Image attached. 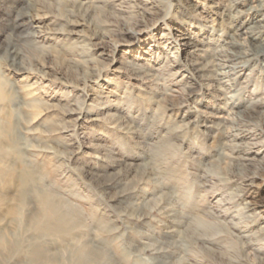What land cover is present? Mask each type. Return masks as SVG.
<instances>
[{
	"label": "rangeland",
	"instance_id": "obj_1",
	"mask_svg": "<svg viewBox=\"0 0 264 264\" xmlns=\"http://www.w3.org/2000/svg\"><path fill=\"white\" fill-rule=\"evenodd\" d=\"M80 1L0 0V84L10 95L0 99V264H37L33 243L38 264H79L86 245L104 254L85 264H223L212 250L243 264L244 243L264 251V32L240 35L264 25V9L249 10L264 0H130L136 7L122 13L110 1L86 13ZM240 10L249 13L241 30ZM122 23L139 38L96 40ZM250 47L254 60L213 66L220 81L194 68ZM252 106L253 125H243ZM45 191L73 219L64 235L34 231ZM211 224L221 232L203 231L204 244L186 230Z\"/></svg>",
	"mask_w": 264,
	"mask_h": 264
},
{
	"label": "bare ground",
	"instance_id": "obj_2",
	"mask_svg": "<svg viewBox=\"0 0 264 264\" xmlns=\"http://www.w3.org/2000/svg\"><path fill=\"white\" fill-rule=\"evenodd\" d=\"M104 1H110V2H119V7L117 8V12L119 13H122V12H127L129 8H132L134 9L136 6L133 5V4H130V0H88V1H80L79 3V10H84L86 13H89L91 10H98V9H103L102 8V5L99 4V2H104ZM235 2V4H244L247 0H233ZM76 3V1H74ZM125 2H128L129 3V7L127 8H123L124 6L122 5V3H125ZM121 3V4H120ZM139 7V6H137ZM144 8V7H143ZM216 9V8H215ZM264 9V5H256V6H252L249 8V10H252L253 13L252 14H260L262 12V10ZM219 10V9H218ZM243 10V9H242ZM238 11V15L235 16V18L237 17V20H236V28L238 26V28L241 30L243 28V23H240L239 20L240 18L248 13L246 11ZM118 13V14H119ZM217 13V11H216ZM95 14V13H94ZM249 14V13H248ZM34 15V14H33ZM82 15V14H81ZM254 15V16H255ZM24 16V15H23ZM84 16V15H83ZM90 16V15H89ZM39 17L41 16H34V19H38ZM123 17V16H122ZM261 18V17H260ZM256 19H258L256 17ZM264 20V15L263 17L258 20V22L260 23L261 21ZM124 21V20H123ZM76 22V21H75ZM118 22V20H117ZM120 22V21H119ZM122 22V21H121ZM89 23V22H88ZM15 26H19V25H15ZM131 26V25H130ZM130 26L128 27L127 26V23H122L121 26H117L113 29H110L109 33L110 34H107L106 32H103V33H100V34H96L98 37H100L99 39H96V40H104V38L106 36H118L120 38H125V37H130L131 39H136V38H139V34H138V31H132L130 30ZM40 28V27H39ZM237 30V29H236ZM245 30V29H244ZM43 31V30H42ZM241 32V31H240ZM264 32V25H261V24H258V25H254V26H251V27H248L247 30L243 31L242 35L243 34H246V36H250L252 37L253 39H255L257 36H259V34L263 33ZM38 33V31H37ZM244 37L246 38V42L248 41V37ZM115 38V37H114ZM240 38V37H239ZM258 38V37H257ZM119 39V38H118ZM160 39V38H159ZM185 37H181L180 40H184ZM113 40V39H111ZM138 42L140 44H142L141 42L143 40L141 39H137ZM118 41V40H117ZM116 41V42H117ZM156 41V40H155ZM175 41V40H174ZM100 42H96L94 43V45H98ZM208 43V42H207ZM250 42H248V44L246 43H240V42H230L229 45L233 48H237V46L239 48L243 47V46H249L251 45V43L249 44ZM228 45V46H229ZM116 46H117V43H116ZM193 46V45H192ZM252 46V45H251ZM227 47V46H226ZM193 48V47H192ZM196 48V47H195ZM14 50V49H13ZM253 50H251V47L250 48H247V50H244V51H241V50H234V49H230V48H226L223 50L222 54H221V58H220V61H221V64L219 63H216L215 61L211 62V64H207V65H201V66H196L194 67L195 69H198V71H201L202 73H205V72H208V73H212L211 75L209 74H203L202 76L204 78H208L210 80H213V81H220L221 78L216 76L217 74L213 75V70H214V67L213 66H216V70H218L219 66H222V65H225L226 63L228 62H232L234 60H240V59H248V61H252L254 60V57L253 56H257L256 53L252 52ZM156 51L155 50H151L150 48L149 49H144V50H141V55L142 57H148V56H152L153 54H155ZM13 54V53H12ZM217 54V53H216ZM14 55V54H13ZM253 57V59H252ZM22 62V61H21ZM223 62V63H222ZM126 63H127V67L130 66L132 67L133 69L137 70L138 73H143V75H145L144 73H147L146 70L144 69L145 67L142 65V64H139V63H129V61L126 60ZM242 63V62H240ZM218 66V67H217ZM237 66V65H236ZM223 67V66H222ZM131 69V68H130ZM129 69V70H130ZM192 70V69H191ZM220 70V69H219ZM133 72V71H132ZM224 72V71H223ZM196 75V74H195ZM219 75H222V73H220ZM146 76V75H145ZM149 76V75H148ZM198 76V75H197ZM212 81V82H213ZM204 82V81H203ZM205 85V84H204ZM217 87V86H216ZM176 91V90H175ZM174 91V92H175ZM192 95V94H190ZM234 96V95H233ZM232 96V97H233ZM258 96V95H257ZM263 96V95H262ZM10 98V95L8 93V91L6 90V87H5V83H1L0 84V99H3V100H8ZM180 99V98H179ZM178 99V100H179ZM184 99V98H183ZM186 99V98H185ZM231 99V98H230ZM229 99V100H230ZM263 101V99H257L256 102L254 101V103H257V102H261ZM187 102V100L184 102H180V105H184L185 103ZM229 103V102H228ZM245 106V105H244ZM254 106V105H253ZM252 107H249L248 108V111L246 110V112L244 114H241L239 115L238 117V120L239 122H241L243 125H253V117L254 115L256 114V111L254 110V108ZM256 106V105H255ZM262 106V105H261ZM118 112V111H116ZM110 113L108 112L107 113V118L110 119V120H114L115 123H119V124H126V121H127V118L125 117V115H121L120 113ZM237 112V111H236ZM214 113V112H213ZM234 113V112H233ZM239 113V112H238ZM241 113V112H240ZM232 114V113H231ZM230 114V115H231ZM67 115V114H66ZM234 119V118H233ZM96 120H99V118H92V121H96ZM263 120V119H262ZM209 121V120H208ZM234 121V120H233ZM259 123V122H258ZM208 124V123H207ZM256 125H259V124H256ZM76 128V127H75ZM130 128V126H129ZM69 129V128H68ZM7 130V129H6ZM69 131V130H68ZM250 132H255L254 135H257L261 132V131L258 127H256V129H251L249 130ZM251 136V135H250ZM241 140V139H240ZM96 147V146H95ZM3 145L2 143L0 142V153L3 151ZM240 159L244 160L243 164H242V167H244V165H248L245 163L248 162V161H253L254 158L250 157V155H247L246 156H242ZM262 160V159H261ZM238 167V166H237ZM260 168L263 170L264 172V165H260ZM241 169V167H240ZM141 170H143L141 168ZM140 170V171H141ZM136 173V172H135ZM133 174V173H132ZM141 181V180H140ZM126 184V183H125ZM53 193V192H52ZM49 192H44L42 193L41 195V201L42 203L44 204V210L42 212V214L40 215V217H38L36 220H34V223H33V226H34V231L35 233H38L39 236L41 235H45V234H52L54 236L56 235H61L68 231L71 230V228L73 227V223H72V217H68V215L62 211L64 215L61 211H60V204L57 202V200L55 199V196ZM117 197V196H116ZM59 201V200H58ZM61 201V200H60ZM62 202V201H61ZM204 203V202H203ZM60 205V206H59ZM63 205V204H62ZM62 209V208H61ZM69 212V211H68ZM72 214V213H70ZM78 224V223H77ZM185 224V223H184ZM181 226V225H180ZM229 226V225H228ZM223 230H227L224 226H222ZM188 230L187 232L191 233V237L194 238L195 240H197V242H201L202 244H204V242L202 241V238H200V234L204 232H210L212 235L218 233V232H221L220 228H219V225H214V224H211V225H208V226H199V227H194V228H191L189 229H186ZM202 230V231H200ZM244 232V231H243ZM37 236V235H36ZM37 238V237H36ZM33 247H31L32 249L30 250V252L28 253L31 262L32 263H44V255H43V251H42V246L40 248V245H36V243H33ZM84 245V244H83ZM86 245V244H85ZM87 246V245H86ZM86 246H80L78 249H77V261L79 264H85L86 261H90L89 258L91 260H99L102 258L103 256V252L102 251H90L89 249H87ZM243 248L242 250H240L238 253H241V255H243L244 253V263L243 264H264V258H260L257 253L259 252H264L262 248H257L255 246H253V244L249 243V242H246L244 243L243 245ZM249 246V248H251L254 252H248L246 249V247ZM204 249V248H203ZM211 249V248H210ZM244 250V251H243ZM104 251V250H103ZM211 251V250H210ZM208 252V250H207ZM73 254V253H72ZM210 254H213L214 257H216L215 260L219 259L223 264H239L236 262V260H233L232 257L230 255H227V254H222V257L221 256H218L217 257V253L215 254V251L212 250ZM225 255V256H224ZM47 257V256H46ZM223 258V259H222ZM47 260V259H46ZM214 260V261H215ZM48 262V261H47ZM95 263V262H94ZM98 263V262H96ZM30 264V263H29ZM75 264V263H74ZM173 264V263H172Z\"/></svg>",
	"mask_w": 264,
	"mask_h": 264
}]
</instances>
